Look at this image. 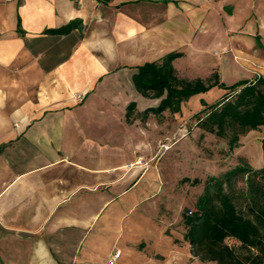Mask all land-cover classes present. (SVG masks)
Segmentation results:
<instances>
[{
  "label": "crops",
  "instance_id": "1",
  "mask_svg": "<svg viewBox=\"0 0 264 264\" xmlns=\"http://www.w3.org/2000/svg\"><path fill=\"white\" fill-rule=\"evenodd\" d=\"M170 51L189 78L264 77V0H0V264H183L158 157L214 86L144 113L132 74Z\"/></svg>",
  "mask_w": 264,
  "mask_h": 264
},
{
  "label": "trees",
  "instance_id": "2",
  "mask_svg": "<svg viewBox=\"0 0 264 264\" xmlns=\"http://www.w3.org/2000/svg\"><path fill=\"white\" fill-rule=\"evenodd\" d=\"M72 27L70 22L51 31L66 33ZM180 56L182 52L170 51L136 66L132 74L135 90L145 97L159 98L158 105L144 109V113L177 112L191 95L217 86L225 93L213 103L201 101L203 107L192 115L201 137L211 133L232 151L242 135L264 129V77L229 85L220 82L215 72L208 78H189L178 74L174 65V59ZM136 110L134 101L127 103V122L133 120ZM261 143L260 167L254 168L246 156L237 155L236 165L222 174L207 176L193 207L181 210L183 238L201 261L264 264V139ZM227 239L238 246L228 244Z\"/></svg>",
  "mask_w": 264,
  "mask_h": 264
},
{
  "label": "rangeland",
  "instance_id": "3",
  "mask_svg": "<svg viewBox=\"0 0 264 264\" xmlns=\"http://www.w3.org/2000/svg\"><path fill=\"white\" fill-rule=\"evenodd\" d=\"M219 90H222V88L214 86L212 91L207 93L206 98L208 101L213 102L216 100V91ZM188 103L187 106H184L183 114L186 110L197 105L192 100ZM158 118L159 124L167 120L163 116H158ZM195 121V118L191 115L183 121L182 124H185L187 129L185 134L174 131L171 135V141L174 145L170 150L160 149L158 157L162 175L165 176L161 195L163 203L162 216L166 220H172L175 224L178 221L179 209L181 211L183 207H193L196 197L201 192L203 180L209 175L222 174L225 170L236 165L237 155H246L250 164L254 167L263 164L260 140L251 139L259 129L256 128V130L242 135L238 145L231 151L224 141L217 139L211 133H206L201 137V131L195 127ZM226 242L235 246L239 244L233 239H227ZM183 249L187 251V253H183V264H217L215 261H201L192 258L186 243H183ZM187 254H189L188 257H185Z\"/></svg>",
  "mask_w": 264,
  "mask_h": 264
},
{
  "label": "built area",
  "instance_id": "4",
  "mask_svg": "<svg viewBox=\"0 0 264 264\" xmlns=\"http://www.w3.org/2000/svg\"><path fill=\"white\" fill-rule=\"evenodd\" d=\"M144 163H147V162H146L145 160H141V159H138L137 162H136V164H139V165H140V164L142 165V164H144ZM131 165H132V164H130L129 166H131ZM112 259H113V257H112Z\"/></svg>",
  "mask_w": 264,
  "mask_h": 264
}]
</instances>
